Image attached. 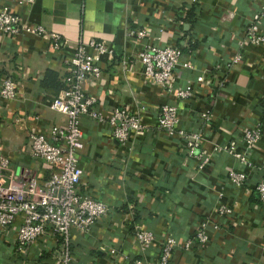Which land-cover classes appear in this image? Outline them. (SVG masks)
Returning <instances> with one entry per match:
<instances>
[{
    "label": "crops",
    "instance_id": "obj_1",
    "mask_svg": "<svg viewBox=\"0 0 264 264\" xmlns=\"http://www.w3.org/2000/svg\"><path fill=\"white\" fill-rule=\"evenodd\" d=\"M263 3L35 0L25 10L17 0H0V8L7 6L64 40L55 52L44 37L0 32V80L9 75L16 84L13 100L0 99V153L9 158L11 166L29 167L38 176L46 174L42 163L29 158L26 135L29 131L43 133L50 125L64 122L61 114L48 109V103L61 94L68 70L65 61L79 42L96 39L113 49L112 56L101 57L99 77L84 85V94L95 99L92 107L107 113L116 106L133 110L138 103L145 109L140 122L146 130L129 134L123 144L109 137L107 125L87 118L80 121L84 144L78 153L83 172L78 189L109 209L89 235L72 233V264L154 263L165 236L181 242L203 218L219 222L220 230L207 227L204 244L190 250L178 247L171 264H264V208L258 206L252 190L264 175V44L243 45L222 85H217L216 66L231 58L248 17ZM190 7L194 19L186 21L184 14ZM144 26L155 45L173 44L181 50L167 88L145 81L136 58L140 43L124 35L127 27ZM259 28L264 33V14ZM202 70L211 82L195 85L186 100L176 99L173 91ZM163 103L177 107L179 124L186 132L202 128L198 150L209 161L200 170L185 156L181 143L165 138L155 128L157 108ZM204 110L210 116L201 127L199 113ZM252 123L259 125L260 140L249 158L253 168L246 171L244 186L238 191L228 182L226 170L242 167L223 151L211 152V147L237 139L240 129ZM220 203L231 208V215L222 218L215 213ZM134 225L153 234L144 251L129 240ZM43 245L39 239L18 250L11 231L0 233V264H55L57 246L45 251Z\"/></svg>",
    "mask_w": 264,
    "mask_h": 264
},
{
    "label": "built area",
    "instance_id": "obj_2",
    "mask_svg": "<svg viewBox=\"0 0 264 264\" xmlns=\"http://www.w3.org/2000/svg\"><path fill=\"white\" fill-rule=\"evenodd\" d=\"M35 0H17V4L28 10ZM264 14V3L248 17L240 37L236 42V50L228 61L219 64V81L222 85L224 74L240 58L243 45L258 46L264 44V33L260 31L259 21ZM0 32L11 35L23 34L44 37L50 48L58 52L64 43L59 34L48 31L39 24L31 23L27 18L12 12L7 6L0 8ZM161 32V29H159ZM124 35L128 39L140 43L136 58L141 65V72L146 82L167 88L173 80V70L181 59L180 49L173 44L157 46L150 39L152 35L148 27H127ZM143 39H149L142 42ZM154 39L158 40L159 36ZM112 47L100 40L89 39L79 42L67 59V73L62 78L63 90L59 96L51 98L48 109L64 117L62 124L50 125L43 132H27V154L29 158L45 166V175L34 174L29 167H13L5 154L0 153V233L11 231L12 242L16 249L41 239L45 251L53 250L55 245L58 252L55 264H72L70 239L72 233L89 235L91 228L108 213V206L78 189L83 175L78 165V153L83 147L84 138L80 121L87 118L96 124H105L109 129V137L125 143L129 134H138L146 130L140 122L144 106L136 103L133 110L125 106H116L110 112H103L92 107L95 99L84 94V85L90 80H96L100 75L99 61L102 56H112ZM122 64L123 61H122ZM185 66L188 64L183 63ZM211 78L207 71L202 70L185 85L173 91L178 100L192 97L195 85L209 84ZM16 96L14 79L6 75L0 80V99L13 100ZM210 114L208 110L199 113L202 125ZM155 128L168 139L175 138L183 145L187 158L194 161L196 170H200L209 161V156L198 150L202 128L188 133L179 124L177 107L174 104L163 103L157 108ZM260 128L251 124L240 129L237 139L226 140L214 144L211 152H225L236 161L238 168H228L226 178L236 190L240 191L245 183L247 170L253 168L249 159L255 145L260 140ZM257 204L264 208V175L252 187ZM222 194L219 193V196ZM215 213L223 217L231 215V208L220 203ZM207 227L220 230L219 222L208 219L199 220L191 236L178 241L170 235L161 242L154 263L171 264L173 252L179 247L190 250L207 241ZM129 240L135 243L140 251H144L153 241L150 230L134 225L129 231ZM262 247L264 249V233ZM114 254L112 247L108 249ZM133 264H139L135 262Z\"/></svg>",
    "mask_w": 264,
    "mask_h": 264
},
{
    "label": "trees",
    "instance_id": "obj_3",
    "mask_svg": "<svg viewBox=\"0 0 264 264\" xmlns=\"http://www.w3.org/2000/svg\"><path fill=\"white\" fill-rule=\"evenodd\" d=\"M194 17V13H193V8L192 7H190L189 9H187L186 11H185V14H184V19L186 20V19H188V20H192V19H194L193 18ZM187 21V20H186ZM180 49V48H179ZM181 51V50H180ZM47 81V80H46ZM62 86H63V83H62Z\"/></svg>",
    "mask_w": 264,
    "mask_h": 264
}]
</instances>
